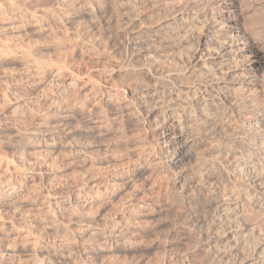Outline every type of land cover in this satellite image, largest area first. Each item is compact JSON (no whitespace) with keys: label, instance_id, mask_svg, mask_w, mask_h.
<instances>
[{"label":"rangeland","instance_id":"374dc122","mask_svg":"<svg viewBox=\"0 0 264 264\" xmlns=\"http://www.w3.org/2000/svg\"><path fill=\"white\" fill-rule=\"evenodd\" d=\"M140 1L152 4L139 12ZM156 1L0 0V264L264 257V192L250 185L255 170L264 177L263 155L249 176L235 166L256 120L244 122L241 100L228 103L215 88L203 115L189 107L187 88L212 79V36L230 41L246 31L264 40V0H239L243 15L227 31L201 20L218 0ZM179 2L190 18L176 14ZM249 73L264 103V61L229 78ZM164 92L183 99L175 114L187 144L178 155L176 145L162 148L151 120ZM216 232L224 236L214 243Z\"/></svg>","mask_w":264,"mask_h":264},{"label":"bare ground","instance_id":"6f19581e","mask_svg":"<svg viewBox=\"0 0 264 264\" xmlns=\"http://www.w3.org/2000/svg\"><path fill=\"white\" fill-rule=\"evenodd\" d=\"M143 1V0H142ZM152 0H150L151 2ZM154 1V0H153ZM156 1V0H155ZM170 1V0H169ZM200 1V0H199ZM239 0H218L217 6L218 8L212 11H208L203 16V20L205 24L208 27L209 24H213L215 22H221L225 24V31L227 29H234L238 27L239 25V19L243 15V10L239 9L237 7ZM157 2V1H156ZM165 2V1H164ZM183 4V1H181ZM201 2V1H200ZM205 2V1H203ZM138 3V2H137ZM170 3V2H169ZM206 3V2H205ZM244 3V2H243ZM125 4V3H124ZM135 4V1H134ZM141 4V5H140ZM152 3L149 2H141L136 4V6L139 8V12L144 10L147 6H151ZM173 4V3H172ZM181 3L173 4V9L176 11L177 15H180L181 19H188L190 17L185 16L183 13V7L180 5ZM247 4V3H246ZM123 5V4H122ZM154 5V3H153ZM165 5V4H164ZM170 5V4H169ZM157 6V4H156ZM191 8V7H190ZM97 9V8H96ZM135 9V8H134ZM150 9V8H149ZM248 9V8H247ZM130 10V9H129ZM146 10V9H145ZM154 10V9H153ZM95 11V10H94ZM137 11V10H136ZM152 11V9H151ZM150 11V12H151ZM131 12V11H129ZM148 12V11H147ZM173 12V11H172ZM170 13V12H169ZM174 13V12H173ZM255 13V12H254ZM253 13V15H254ZM264 13V12H263ZM101 15V14H100ZM139 15V14H138ZM145 15V14H144ZM131 16V14H130ZM142 16V15H141ZM195 16V15H194ZM246 16V15H245ZM129 17V16H128ZM138 18V16H135ZM193 17V16H192ZM197 17V16H196ZM131 18V17H130ZM129 18V19H130ZM144 18V17H143ZM201 18V17H200ZM132 19V18H131ZM134 19V18H133ZM192 19V18H191ZM190 19V20H191ZM199 19V18H198ZM135 20V19H134ZM137 20V19H136ZM107 22V21H106ZM124 25L127 23L128 26L131 24L127 22V20H124ZM136 22V21H135ZM134 23V22H133ZM138 23V22H137ZM202 23V22H201ZM200 24V23H199ZM134 25V24H131ZM167 25V24H166ZM248 25V24H247ZM127 26V25H126ZM125 26V27H126ZM127 26V27H128ZM169 26V25H168ZM194 26V25H193ZM249 26V25H248ZM134 27V26H133ZM132 27V28H133ZM246 27V25L244 26ZM259 27V26H258ZM123 28V27H122ZM135 28V27H134ZM204 28V27H203ZM209 28V27H208ZM223 28V27H222ZM261 28V27H260ZM264 28V27H263ZM249 29V28H248ZM130 31V29H128ZM127 31V30H126ZM207 31V30H206ZM222 31V30H221ZM256 31V30H255ZM223 32V31H222ZM208 33V32H207ZM218 33V32H217ZM225 33V32H224ZM223 33V34H224ZM140 34V33H139ZM257 34V33H256ZM261 34V33H260ZM226 35V34H225ZM235 35V34H233ZM212 39L211 44L217 45L215 47V51L210 54V60H215L213 65H209L207 69V73L209 76L212 77V79L209 80V82H206L204 84V87L202 89L201 86L198 84L188 86L189 92H191L190 95H192L191 99L189 100L190 103H188L190 106H200L198 108L199 113L201 114H210L205 111L206 107L211 104L213 98H212V92L213 89L217 91L218 96L222 97L224 101L231 102L234 99H239L242 102L241 108L237 112L238 114H242V117L244 118V122H250L252 120H256L254 125L257 128V133L254 138V142H252V146L250 144V147H247V151L243 154L244 156L241 158L242 160L239 161L235 166L237 167L236 171L239 174L240 177H243L245 175H251L252 172L255 170V161L256 159L263 155V166L264 167V116L261 118V120L257 119V115L259 112L264 111V103L257 104L255 96L256 93H258L259 85H257L256 78L253 74L245 75V78L242 80H239L237 82H232L229 78V75L233 70H240V71H246V70H255L256 68H259L261 65V62L264 61V40L258 39L255 36H253L251 33L240 31L239 37H235V39L230 41H222L220 40L219 34ZM228 37V36H227ZM210 39V38H209ZM232 39V38H231ZM208 40V39H207ZM4 42V41H3ZM207 43V42H206ZM210 44V43H209ZM7 45H10L9 43ZM12 45V44H11ZM103 51V50H102ZM2 52L0 53V55ZM6 54V53H4ZM33 55V54H32ZM201 57V56H200ZM202 59V58H201ZM236 61V65L235 62ZM237 61H240L238 63ZM234 64V65H233ZM35 67V66H34ZM42 68V67H41ZM127 68V67H126ZM38 69V68H37ZM40 69V68H39ZM56 69V68H55ZM113 69V68H112ZM145 69V68H144ZM126 70V69H125ZM54 73V72H53ZM219 73H222L223 75L221 77H218ZM243 73V72H242ZM58 74V73H56ZM61 74V73H60ZM68 74V73H67ZM203 76V75H202ZM214 79V80H213ZM216 79V80H215ZM67 82L69 85L74 84V80L70 77H67ZM67 84V83H66ZM232 85L235 86V88L232 87ZM75 86V85H74ZM255 87V89H253ZM114 88V87H113ZM187 90V91H188ZM117 91V90H116ZM257 91V92H256ZM147 93H150V90L146 89ZM109 94V93H108ZM112 94V93H111ZM262 94V92H261ZM160 95V94H159ZM119 96V95H118ZM124 96V95H123ZM150 96H154V93H152ZM176 96V95H175ZM174 96V97H175ZM116 97V96H115ZM156 97V96H155ZM169 94V92L162 93L159 98V108L152 113V121L156 123L155 129L158 136L160 143L162 145V148H167L169 150V147L171 145L175 146V153L180 154L177 150L181 147H183L185 144H187V137L185 136V130L182 126L181 118L177 116L176 110L183 102V99H180L179 101L176 100ZM185 97V96H184ZM190 97V96H189ZM259 97V96H258ZM257 97V98H258ZM116 99V98H115ZM222 100V101H223ZM264 100V99H263ZM217 101V100H216ZM180 102V103H179ZM263 102V101H262ZM213 103V102H212ZM227 103V102H226ZM235 103V102H234ZM233 103V104H234ZM238 103H236L237 105ZM240 104V103H239ZM228 105V104H227ZM235 105V106H236ZM212 106V105H211ZM233 106V105H232ZM239 106V105H238ZM237 106V107H238ZM158 107V105H157ZM195 109V108H194ZM197 109V108H196ZM193 110V109H192ZM189 112V111H188ZM216 112V111H215ZM244 114V116H243ZM199 116V115H198ZM183 117V116H182ZM242 120V119H241ZM243 124V123H242ZM185 126V125H184ZM250 126V125H249ZM32 134V133H31ZM249 139V138H248ZM238 142V141H237ZM157 143V142H156ZM180 150V149H179ZM241 151V150H240ZM239 157V156H238ZM177 160V159H176ZM165 162V161H164ZM164 167V166H163ZM263 169V168H262ZM235 172V171H234ZM256 172V170H255ZM255 172L251 176L250 185L252 188H256L259 190V192H264V177L263 175H260L259 173L255 174ZM187 173V172H186ZM261 173V172H260ZM227 174V173H226ZM262 174V173H261ZM228 175V174H227ZM248 175V176H249ZM186 176V175H185ZM34 177V176H33ZM198 177V175H197ZM228 177V176H227ZM40 178V177H39ZM238 180V179H237ZM246 180V179H245ZM40 181V180H39ZM42 182V181H41ZM117 184V183H116ZM189 184V183H188ZM249 184V183H248ZM193 186V185H192ZM7 187V186H6ZM116 187V186H115ZM114 187V188H115ZM50 188V186H49ZM194 188V187H193ZM242 188V187H241ZM187 189V188H186ZM199 190V189H198ZM256 190V191H257ZM93 193V192H92ZM250 193V192H249ZM258 194V193H257ZM251 195V194H250ZM83 196V195H82ZM238 196V195H237ZM236 197V196H235ZM87 199V198H86ZM188 200V199H187ZM202 201V200H201ZM243 202V201H242ZM192 203V202H191ZM241 203V202H240ZM244 203V202H243ZM261 203V202H260ZM192 205V204H191ZM194 205V204H193ZM239 205V204H238ZM237 205V206H238ZM247 205V204H246ZM236 206V205H235ZM254 207V206H253ZM230 208V207H229ZM238 208V207H237ZM256 209V208H255ZM225 211V210H224ZM228 211V210H227ZM146 212V211H145ZM226 213V212H225ZM245 213V212H244ZM138 214V213H137ZM249 214V213H248ZM260 214V213H259ZM252 215V214H251ZM226 223L225 225H229L230 227L234 224L233 222L236 219V216L233 215L232 212L228 211L226 213ZM262 216V215H261ZM247 217V216H246ZM249 217V216H248ZM252 217V216H251ZM257 217V216H256ZM259 217V216H258ZM238 219V218H237ZM248 219V218H247ZM251 219V218H250ZM257 219V218H256ZM214 221V220H213ZM238 221V220H236ZM240 221V220H239ZM222 222V221H221ZM262 222V221H261ZM233 223V224H232ZM240 223V222H238ZM220 224V223H219ZM213 225V224H212ZM132 226V225H131ZM251 226V225H250ZM224 227V226H223ZM229 227V228H230ZM242 227V226H241ZM226 228V227H225ZM224 228V229H225ZM236 228V227H235ZM249 229V227H247ZM211 229V228H210ZM228 229V228H227ZM231 229V228H230ZM217 230V229H216ZM235 230V229H234ZM123 231V230H122ZM223 231V230H222ZM226 231V230H225ZM113 232V231H112ZM124 233V232H123ZM210 233V232H209ZM214 233L215 236H213L214 243L219 242L224 235L223 233ZM248 233V232H246ZM225 234V233H224ZM235 235V234H234ZM244 236V235H243ZM110 237V236H109ZM239 237V236H238ZM236 238V237H234ZM210 239V238H209ZM210 241V240H209ZM229 241V240H228ZM237 241V240H236ZM216 248V247H215ZM213 251V250H212ZM264 254V253H263ZM243 264H264V257L258 256L254 257L251 260L245 261Z\"/></svg>","mask_w":264,"mask_h":264}]
</instances>
